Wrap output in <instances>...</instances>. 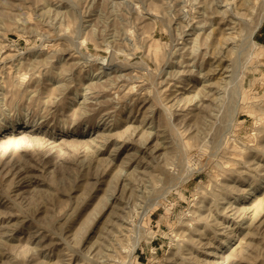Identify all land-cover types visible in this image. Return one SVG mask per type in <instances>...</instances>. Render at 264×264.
I'll use <instances>...</instances> for the list:
<instances>
[{
  "label": "rangeland",
  "instance_id": "1",
  "mask_svg": "<svg viewBox=\"0 0 264 264\" xmlns=\"http://www.w3.org/2000/svg\"><path fill=\"white\" fill-rule=\"evenodd\" d=\"M0 264H264V0H0Z\"/></svg>",
  "mask_w": 264,
  "mask_h": 264
},
{
  "label": "bare ground",
  "instance_id": "2",
  "mask_svg": "<svg viewBox=\"0 0 264 264\" xmlns=\"http://www.w3.org/2000/svg\"><path fill=\"white\" fill-rule=\"evenodd\" d=\"M259 25H260V24H258L257 28L259 27ZM257 28H256V29H257ZM255 31H256V30H255ZM252 33H254V31H253ZM212 40H213V39H212ZM17 68H18V67H17ZM1 88H2V87H1Z\"/></svg>",
  "mask_w": 264,
  "mask_h": 264
}]
</instances>
